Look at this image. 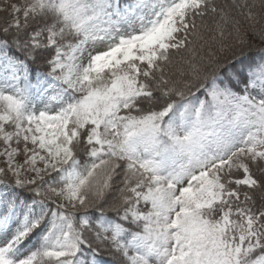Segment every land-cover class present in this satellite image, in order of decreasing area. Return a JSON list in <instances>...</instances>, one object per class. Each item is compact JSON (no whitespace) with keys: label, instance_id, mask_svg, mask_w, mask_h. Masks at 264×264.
<instances>
[{"label":"snow or ice","instance_id":"obj_1","mask_svg":"<svg viewBox=\"0 0 264 264\" xmlns=\"http://www.w3.org/2000/svg\"><path fill=\"white\" fill-rule=\"evenodd\" d=\"M0 264H264V0H0Z\"/></svg>","mask_w":264,"mask_h":264},{"label":"trees","instance_id":"obj_2","mask_svg":"<svg viewBox=\"0 0 264 264\" xmlns=\"http://www.w3.org/2000/svg\"><path fill=\"white\" fill-rule=\"evenodd\" d=\"M106 258H107V259H109V260H111V259H112V257H111V256H106Z\"/></svg>","mask_w":264,"mask_h":264}]
</instances>
